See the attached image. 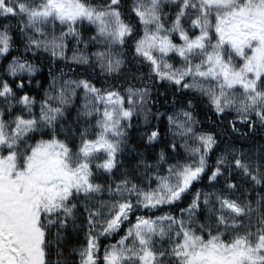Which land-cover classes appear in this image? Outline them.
Returning a JSON list of instances; mask_svg holds the SVG:
<instances>
[{
	"label": "snow or ice",
	"instance_id": "6c2138e0",
	"mask_svg": "<svg viewBox=\"0 0 264 264\" xmlns=\"http://www.w3.org/2000/svg\"><path fill=\"white\" fill-rule=\"evenodd\" d=\"M0 264H264V0H0Z\"/></svg>",
	"mask_w": 264,
	"mask_h": 264
}]
</instances>
